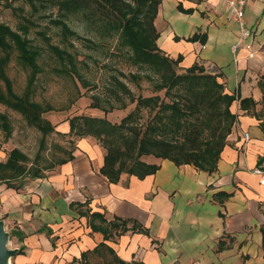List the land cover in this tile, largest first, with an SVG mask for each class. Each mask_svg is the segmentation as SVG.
Masks as SVG:
<instances>
[{"label":"crops","instance_id":"crops-1","mask_svg":"<svg viewBox=\"0 0 264 264\" xmlns=\"http://www.w3.org/2000/svg\"><path fill=\"white\" fill-rule=\"evenodd\" d=\"M245 21L252 56L244 45L233 50L239 27L223 0H160L157 6L159 47L171 57L181 54L183 69L193 62L216 65L224 90L234 93L236 117L216 169L143 156L158 163L155 172L142 178L122 172L111 182L99 171L101 149L80 140L70 159L43 175L25 177L19 187L0 181V218L8 244L18 248L10 264H78L82 252L106 246L141 264H264V0L247 1ZM87 209L108 220L135 219L144 230L104 239L81 213Z\"/></svg>","mask_w":264,"mask_h":264},{"label":"trees","instance_id":"trees-1","mask_svg":"<svg viewBox=\"0 0 264 264\" xmlns=\"http://www.w3.org/2000/svg\"><path fill=\"white\" fill-rule=\"evenodd\" d=\"M26 1L33 9L50 3L66 13L82 6L80 0ZM159 2L160 0H98L100 6L106 9L105 13H110L113 17L110 20L106 18L103 28L108 29L111 35H116L118 44L127 50L129 61L144 69L143 72H128L129 79L137 84L141 78L146 77L153 82L154 91H163L162 95L134 94L123 80L112 74L114 81L109 83L105 92L108 105L101 104L97 93L92 94L91 106L98 107L103 112L112 108H124L125 102L114 104L113 99L121 100L126 96L128 102H134L132 108L117 122L104 115L75 114L68 118L67 133L79 137L94 136L104 147L103 163L99 171L111 182H116L122 172L139 178L155 172L159 167L158 163L146 161L143 156L167 158L177 165L189 163L197 169L213 171L226 143V136L235 121V113L230 110L235 96L234 93L224 90L219 72H208L197 62L185 67L183 71H177L176 66H179L182 55L171 57L157 44L159 33L153 18ZM177 7L181 10L189 9L182 8L179 3ZM23 18L27 21L26 17ZM52 22L60 26L64 39L72 35L78 37L77 32L63 19L56 18ZM21 27L22 32L0 22V79L3 81V87L0 85V102L19 111L27 123L36 126L43 135L39 140V151L32 159L18 147H13L8 150L5 159L0 161V181L13 187L21 186L25 177H39L43 175L44 169L72 157V150H68L66 156H56L46 166L38 165L39 152L44 147L43 136L54 131V125L41 115L45 109L43 105L29 98L36 74L40 70L37 62L39 50L26 36V24ZM39 33L50 50L60 60L67 61L69 65L65 71L76 73L75 56L48 42L49 38L44 32ZM194 38L196 37L193 35L189 39ZM14 51L15 57L28 70L22 94L14 92L12 81L6 73V66ZM119 74L124 76L123 72ZM261 77L259 83L264 101V75ZM240 102L241 106L244 105V98ZM47 109H51L50 105L46 106ZM0 129L4 139L11 135L12 125L2 112ZM81 213L89 218L93 228L102 229L104 239L114 237L127 229L144 230L135 219L113 216L108 220L102 212L89 209ZM262 233L264 242V229ZM100 246L105 245L100 242L98 247ZM106 249L114 253L110 247L106 246ZM95 250L96 247L93 251ZM86 254L87 251L82 252L80 257H85ZM113 255L119 264L127 263Z\"/></svg>","mask_w":264,"mask_h":264},{"label":"rangeland","instance_id":"rangeland-1","mask_svg":"<svg viewBox=\"0 0 264 264\" xmlns=\"http://www.w3.org/2000/svg\"><path fill=\"white\" fill-rule=\"evenodd\" d=\"M80 2L82 3L80 8L66 13L58 9L57 5L50 3L38 5L36 9H33L26 0H0V22L20 32H22L21 25L26 24L28 28L26 36L31 44L39 50L37 62L40 70L36 74L29 98L43 105L45 109L41 115L54 125V131L43 136L44 147L40 149L38 159V165L41 166L48 165L55 160L56 156H66V152L73 150L75 144L80 140L96 144L104 154V147L98 143L94 136L79 137L67 133L68 118L75 114H88L104 115L111 121H119L134 104V102H128L126 96L121 100L113 99L114 104L125 102L126 107L112 108L107 112L90 104L92 94L98 93L101 104L108 105L105 92L109 83L114 81L112 74H116L123 80L134 94H163V91H154L153 82L146 77L141 78L137 84L129 79L128 72L135 70L143 72L144 69L132 64L127 57V50L118 44L116 35H111L107 31L108 29L103 28L106 18L110 20L113 18L112 15L105 13L106 9L100 6L98 0H80ZM23 17H26L27 21ZM155 17L153 18L154 25ZM56 18H61L68 23L70 28L77 32L78 37L72 35L68 39H64L60 26L52 22ZM156 24L158 29L161 28L159 21H156ZM158 29L156 27L159 33ZM40 31L48 36V42L66 49L75 56L76 73L65 71L69 64L66 60H60L50 50L48 43L40 35ZM15 54L16 51L12 53L6 66V73L12 81L14 92L22 94L28 70L19 62ZM200 65L208 72H210L211 66H216L204 62H201ZM176 70L183 71V68L176 66ZM119 72H123L124 76H121ZM0 85L3 87L1 79ZM47 105H50L51 109L46 110ZM0 112L6 114L12 125L11 135L6 139L3 138V132L0 129V146H4V152L7 153L8 150L16 146L32 159L39 151L42 132L36 126L28 124L19 111L5 103L0 102ZM78 264L119 263L112 253L101 247L96 252L87 253L85 257L80 258ZM126 264L141 263L131 260Z\"/></svg>","mask_w":264,"mask_h":264},{"label":"built area","instance_id":"built-area-1","mask_svg":"<svg viewBox=\"0 0 264 264\" xmlns=\"http://www.w3.org/2000/svg\"><path fill=\"white\" fill-rule=\"evenodd\" d=\"M223 1L227 7L228 12L234 17L239 27L238 38L232 44L233 50L240 45H244L246 48L250 50L248 55L252 56V51H251L252 42L249 39L252 31L245 21V6L248 0H223ZM211 67L212 68L210 72L214 73L215 71H217L216 66H211ZM245 135H247V133H245ZM253 171L256 173L262 172L258 167L254 168ZM262 181L264 182L263 179Z\"/></svg>","mask_w":264,"mask_h":264},{"label":"water","instance_id":"water-1","mask_svg":"<svg viewBox=\"0 0 264 264\" xmlns=\"http://www.w3.org/2000/svg\"><path fill=\"white\" fill-rule=\"evenodd\" d=\"M9 231L0 218V264H10L11 257L18 252L17 247L9 246Z\"/></svg>","mask_w":264,"mask_h":264}]
</instances>
